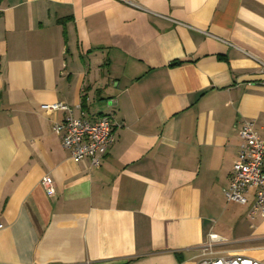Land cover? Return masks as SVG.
I'll use <instances>...</instances> for the list:
<instances>
[{"label": "crops", "instance_id": "1", "mask_svg": "<svg viewBox=\"0 0 264 264\" xmlns=\"http://www.w3.org/2000/svg\"><path fill=\"white\" fill-rule=\"evenodd\" d=\"M264 0H0V264H264L224 195L237 129L264 140ZM109 115L99 167L52 123ZM53 181L47 194L42 178Z\"/></svg>", "mask_w": 264, "mask_h": 264}, {"label": "built area", "instance_id": "2", "mask_svg": "<svg viewBox=\"0 0 264 264\" xmlns=\"http://www.w3.org/2000/svg\"><path fill=\"white\" fill-rule=\"evenodd\" d=\"M264 68V64H262ZM46 113L62 111L63 117L52 123L54 131L62 132V147L70 151L75 162L87 160L90 167H99L102 159L114 141L113 122L109 115H100L89 121L84 117H75L70 106L63 102L41 104ZM239 148L232 165V173L224 195L230 202L245 205L251 192L253 200L247 216H264V140L255 132L253 122L242 120L237 129ZM47 194L53 193V181L49 176L42 178ZM4 224L0 220V229ZM219 237L209 234V241L204 245L197 264H261L245 256H216L214 243Z\"/></svg>", "mask_w": 264, "mask_h": 264}]
</instances>
